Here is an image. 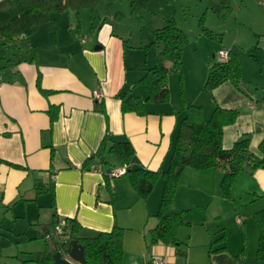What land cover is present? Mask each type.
Masks as SVG:
<instances>
[{"label": "crops", "instance_id": "crops-1", "mask_svg": "<svg viewBox=\"0 0 264 264\" xmlns=\"http://www.w3.org/2000/svg\"><path fill=\"white\" fill-rule=\"evenodd\" d=\"M254 3L230 0L227 14L215 13L217 20L231 21L232 37L224 28L209 48L201 34L192 41L187 37L181 61L182 66L183 58L192 63L194 72L186 81L182 68L179 84L171 75L166 102L146 103L142 116L123 114L120 95L144 98L137 82L154 64L155 48H147L151 31L163 25L148 29L144 41L141 27L135 40L126 25L117 31L115 20L124 13L109 10L124 3L101 4L98 14L105 21L99 29L90 26L88 8L67 9L51 12L27 35L0 37V264L54 252L56 222L70 241L114 226L123 229L122 264H146L149 252L165 264H264L257 252L255 215L264 210L261 168L239 171L228 196L220 188V169L183 168L171 207L183 213L186 223L177 228L172 244L153 241L152 232L165 184L161 173L185 106L201 107L205 118L215 106L237 110L236 120L222 128L223 148L247 136L249 151L261 157L264 51L258 39L264 35V7ZM221 48L237 57L240 84L237 88L226 80L208 93L204 82ZM97 90L101 98L93 96ZM106 132L130 142L134 153L127 163L112 154L106 155L107 164L87 161ZM134 168L160 173L146 198L137 195L125 174ZM111 169L124 173L111 177ZM71 220L78 229L70 236Z\"/></svg>", "mask_w": 264, "mask_h": 264}, {"label": "trees", "instance_id": "trees-1", "mask_svg": "<svg viewBox=\"0 0 264 264\" xmlns=\"http://www.w3.org/2000/svg\"><path fill=\"white\" fill-rule=\"evenodd\" d=\"M149 0H2L0 2V37L13 40L20 34L27 35L34 31L39 24L48 19L51 12H64L67 9L79 10L88 8L90 26L99 29L105 18L100 20L98 8L113 3H127L130 12L138 20L143 19L142 10ZM172 1V0H169ZM209 8L219 16L230 11V0H208ZM202 22V21H201ZM204 34L214 36L206 27H201ZM151 42L148 46L155 48L154 64L145 70V74L137 82L145 90L144 98L131 93L120 95V111H130L142 116L146 113L145 104L149 102H166L168 99V76L170 72H179L181 53L187 43V36L174 22L173 18L164 21L161 28L151 31ZM170 65L166 66L165 62ZM241 69L237 57L230 52L226 62H213L205 80L204 89L209 93L215 86L226 80L231 81L237 88L240 84ZM54 110H50V114ZM51 114V119L54 118ZM238 111L221 109L215 106L209 117L202 115L201 107L187 105L184 115L180 118L178 135L173 142L166 171L161 173L165 182L156 213L157 225L154 227L153 241L172 244L177 241L176 230L184 225L182 212H175L171 207L173 192L178 184V178L183 168L205 170L206 168L220 169V188L224 195H229V188L233 177L244 167L250 171L257 168L264 169V141L259 144L261 157H255L249 151V138L242 136L229 149H224L221 143L222 128L236 120ZM97 146L95 154L87 161L107 164L106 155L112 154L119 162L127 163L134 153V149L127 139L115 140L106 132ZM110 171V170H109ZM108 171V175H109ZM129 183L141 198H146L156 184L159 171L153 172L145 168H134L126 171ZM256 220L259 223L260 235L258 256L264 259V210L258 211ZM74 220L70 221V236L77 231ZM71 238V237H70ZM123 229L114 226L109 232H98L85 238H77V243L83 247L84 263L82 264H122ZM55 250L65 252L70 247V239L63 244L54 241ZM53 252H40L32 259L21 261V264H52Z\"/></svg>", "mask_w": 264, "mask_h": 264}, {"label": "rangeland", "instance_id": "rangeland-1", "mask_svg": "<svg viewBox=\"0 0 264 264\" xmlns=\"http://www.w3.org/2000/svg\"><path fill=\"white\" fill-rule=\"evenodd\" d=\"M105 3L103 4L105 5ZM254 4L257 8H260L256 5V3ZM116 10L124 13V16L119 15V19L115 20L117 31H125L126 29L124 26L126 25L127 30L132 31L134 40L137 37H140L138 36L140 27L142 28V36L144 41L146 40L144 35L148 29L161 27L164 24V21L168 18H173L174 22L177 23L178 27L187 35L190 41L197 39L196 36L201 34V40H204V45L208 48L210 45L214 44V41L219 42L221 35L220 32H222L224 28L226 30V35L229 37H232L235 33L233 27L230 24L231 21L223 22L221 20H217L215 12H213V9L209 8L208 0H149L147 6L142 10V20L136 19V17L130 12L129 5L126 2L122 6L113 7V9L109 10V13L113 15L115 14L114 11ZM129 13L132 15L131 19V15H129ZM201 27H207L209 31H212L210 32L213 33L214 36L209 37L208 35L204 34ZM218 33H220V35ZM147 48H150V46ZM183 62L184 63L182 66L181 61L179 69L180 73L170 72L167 82L169 81V77L173 75L172 77H177V84H179L180 82L178 79L180 74L182 75V68L185 72L186 81L189 80V75L194 72L195 68L193 67L192 63L188 61L185 62L184 58Z\"/></svg>", "mask_w": 264, "mask_h": 264}, {"label": "built area", "instance_id": "built-area-1", "mask_svg": "<svg viewBox=\"0 0 264 264\" xmlns=\"http://www.w3.org/2000/svg\"><path fill=\"white\" fill-rule=\"evenodd\" d=\"M255 1L259 7H264V0H255ZM258 43H260L261 50L264 51V35H261V37L258 39ZM228 54H229V51L227 49L221 48L217 51L215 58L219 62H226V60L228 59ZM93 96L96 98H101L102 93L99 90H97L93 92ZM123 173L124 172L121 169L120 170L111 169L109 171V176L119 177ZM53 178H54V175H53ZM237 221L240 222V219H238ZM65 235H66V230L63 229V224L57 223V222L54 223L53 236L55 237V240L57 241L58 244L61 245L65 242ZM146 264H165V262L161 256H158L155 253L149 252L146 255Z\"/></svg>", "mask_w": 264, "mask_h": 264}, {"label": "water", "instance_id": "water-1", "mask_svg": "<svg viewBox=\"0 0 264 264\" xmlns=\"http://www.w3.org/2000/svg\"><path fill=\"white\" fill-rule=\"evenodd\" d=\"M65 252L55 250L52 253V264H82L85 259L83 256V247L77 243V240L70 241V247Z\"/></svg>", "mask_w": 264, "mask_h": 264}]
</instances>
